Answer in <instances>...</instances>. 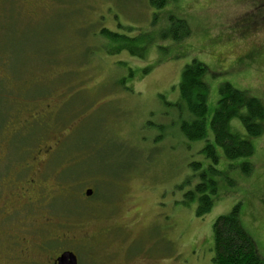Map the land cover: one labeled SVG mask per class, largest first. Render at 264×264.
Masks as SVG:
<instances>
[{
    "label": "rangeland",
    "instance_id": "374dc122",
    "mask_svg": "<svg viewBox=\"0 0 264 264\" xmlns=\"http://www.w3.org/2000/svg\"><path fill=\"white\" fill-rule=\"evenodd\" d=\"M103 28L146 35L147 46L133 43L146 58L116 54ZM193 60L208 69L207 123L224 83L264 107V0H168L162 10L148 0H0V205L7 181L40 186L0 239L24 217L80 264H211L213 223L239 205L264 259V132L250 159L232 163L250 162L251 173L217 177L205 216L188 197L194 164L209 160L206 142L178 129V83Z\"/></svg>",
    "mask_w": 264,
    "mask_h": 264
},
{
    "label": "trees",
    "instance_id": "16d2710c",
    "mask_svg": "<svg viewBox=\"0 0 264 264\" xmlns=\"http://www.w3.org/2000/svg\"><path fill=\"white\" fill-rule=\"evenodd\" d=\"M168 0H148V5L155 10L166 7ZM172 38L177 39L175 33ZM100 36L117 44L115 51L127 52L132 57L144 58L146 47L135 48V40H146L148 37L135 36L129 38L107 29L100 31ZM168 35L161 34L162 38ZM143 38V39H142ZM120 45V46H119ZM147 46V42L145 44ZM148 71V69H146ZM208 69L195 60L186 65L180 74L178 83L179 115L178 129L188 142L205 141L206 145L200 153L207 160L206 164L195 163L194 168L198 182L193 192L188 193L190 200L197 201L196 216H205L212 208L217 196V177H227V172L238 169L249 175L252 171L250 162L233 165L239 160H248L254 154L252 140L264 132V107L262 103L247 91L234 89L224 83L218 87V99L212 117L207 123V99L209 86L205 81ZM207 124L212 132L214 143L206 141ZM221 149L224 168L217 153ZM205 168V169H203ZM224 169V170H223ZM208 177V178H207ZM213 258L211 264H264L252 237L245 231L239 220V205L226 215L218 217L212 226Z\"/></svg>",
    "mask_w": 264,
    "mask_h": 264
},
{
    "label": "flooded vegetation",
    "instance_id": "af4514ba",
    "mask_svg": "<svg viewBox=\"0 0 264 264\" xmlns=\"http://www.w3.org/2000/svg\"><path fill=\"white\" fill-rule=\"evenodd\" d=\"M21 182L23 181L13 179L5 184V187L7 185L12 192L4 197L5 202L0 205V224L8 220L9 216L23 210L24 206L35 202L28 198L27 194L34 189L38 190L40 186L36 187L32 179L24 180L23 184ZM18 204L20 206L17 207ZM27 220L33 219L23 217L21 221L7 229L3 238L0 239L1 264H59V257L66 252L72 253L76 264H80L76 252L65 248H54L53 239L46 236L41 238L38 235L39 224ZM44 230L47 234L50 228H44Z\"/></svg>",
    "mask_w": 264,
    "mask_h": 264
},
{
    "label": "water",
    "instance_id": "95a60500",
    "mask_svg": "<svg viewBox=\"0 0 264 264\" xmlns=\"http://www.w3.org/2000/svg\"><path fill=\"white\" fill-rule=\"evenodd\" d=\"M92 194V191L91 190H87L85 192V195L88 197V196H91ZM58 263L59 264H76V259H75V256L72 254V253H64L62 254L59 259H58Z\"/></svg>",
    "mask_w": 264,
    "mask_h": 264
}]
</instances>
